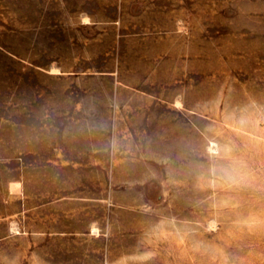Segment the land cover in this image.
<instances>
[{
  "label": "rangeland",
  "instance_id": "rangeland-1",
  "mask_svg": "<svg viewBox=\"0 0 264 264\" xmlns=\"http://www.w3.org/2000/svg\"><path fill=\"white\" fill-rule=\"evenodd\" d=\"M110 1L0 0V264H264V0Z\"/></svg>",
  "mask_w": 264,
  "mask_h": 264
},
{
  "label": "crops",
  "instance_id": "crops-1",
  "mask_svg": "<svg viewBox=\"0 0 264 264\" xmlns=\"http://www.w3.org/2000/svg\"><path fill=\"white\" fill-rule=\"evenodd\" d=\"M105 4L106 5H110L111 4V1L110 0H105ZM88 17H89V15H87ZM90 18V17H89ZM91 23V19H90V21L89 22H84V21H82V24H90ZM57 67V66H56ZM58 68V67H57ZM62 69V68H61ZM118 116V115H117ZM96 150H99V149H96ZM49 151H51V150H49ZM94 151H95V149L91 146L90 148H89V150H86V152L84 153L87 157L88 156H92L93 155V153H94ZM74 152V155L75 156H77V152L76 151H73ZM101 166L103 167V171H105V147H102V149H101ZM84 154H82L83 156H84ZM99 197H105V193H104V191H103V194H102V196H99Z\"/></svg>",
  "mask_w": 264,
  "mask_h": 264
},
{
  "label": "bare ground",
  "instance_id": "bare-ground-1",
  "mask_svg": "<svg viewBox=\"0 0 264 264\" xmlns=\"http://www.w3.org/2000/svg\"><path fill=\"white\" fill-rule=\"evenodd\" d=\"M82 20L84 21V22H89L90 21V19H89V17L88 16H82ZM48 72L49 73H54V74H57V73H60V70L56 67V66H54V65H52L49 69H48ZM113 73V72H112ZM177 103H179V101L177 100L176 101ZM180 104V103H179ZM178 104V105H179ZM213 144V143H212ZM211 148H213V145H211L210 146ZM16 183V182H15ZM18 184V183H17ZM19 187V186H18ZM93 230L94 231H97V229L94 227L93 228Z\"/></svg>",
  "mask_w": 264,
  "mask_h": 264
}]
</instances>
